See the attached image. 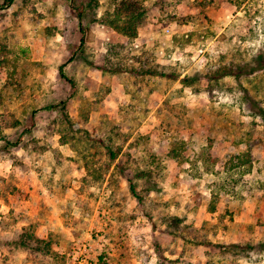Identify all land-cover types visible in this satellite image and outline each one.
Returning a JSON list of instances; mask_svg holds the SVG:
<instances>
[{
    "label": "rangeland",
    "instance_id": "obj_1",
    "mask_svg": "<svg viewBox=\"0 0 264 264\" xmlns=\"http://www.w3.org/2000/svg\"><path fill=\"white\" fill-rule=\"evenodd\" d=\"M119 1L0 0V264H264V0Z\"/></svg>",
    "mask_w": 264,
    "mask_h": 264
},
{
    "label": "trees",
    "instance_id": "obj_2",
    "mask_svg": "<svg viewBox=\"0 0 264 264\" xmlns=\"http://www.w3.org/2000/svg\"><path fill=\"white\" fill-rule=\"evenodd\" d=\"M12 2V0H8V4ZM115 13L110 16V20L108 21L110 25L115 27L116 29H122L125 34H127L130 37H136L137 35V27L138 21H140V17L145 14V8L143 5L142 0H120L117 4V7L115 9ZM82 40V39H81ZM99 69H106L104 67ZM60 76L64 79H66L70 86L75 88L74 81L67 78L62 72V66L59 68ZM146 73H150L149 71H146ZM165 75V74H162ZM63 107L65 106V102H62ZM130 190L132 194L138 198L137 192L135 191V188L133 184L130 182L129 184ZM157 249L159 247L157 246Z\"/></svg>",
    "mask_w": 264,
    "mask_h": 264
}]
</instances>
